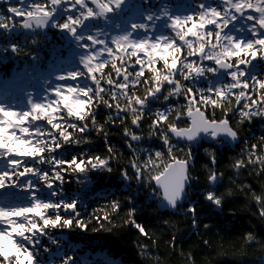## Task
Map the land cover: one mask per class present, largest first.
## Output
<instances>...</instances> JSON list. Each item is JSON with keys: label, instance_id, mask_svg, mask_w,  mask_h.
Wrapping results in <instances>:
<instances>
[{"label": "snow or ice", "instance_id": "6c2138e0", "mask_svg": "<svg viewBox=\"0 0 264 264\" xmlns=\"http://www.w3.org/2000/svg\"><path fill=\"white\" fill-rule=\"evenodd\" d=\"M20 4L10 5L7 16L0 14V30L8 36L27 30L37 37L31 41L36 44L50 26L61 35L70 34L80 55L56 81H45L42 95L34 97L29 91L26 105L0 101V187L9 184L21 190L0 200V264H50L44 238L55 244L53 229L87 230L97 223L99 228L93 231L101 230L114 224L125 209L127 223L147 237L145 224L136 216L148 197L157 210L178 212L198 229L199 200L192 192L199 177L193 173L196 153L205 142L234 147L245 140L230 165L234 176L228 183L241 179L240 172L257 163L255 172L264 176V143H248L240 134L244 124L257 121L264 133V0H199L183 16L165 6L159 17L148 10L144 22L123 29L117 25L112 32L107 30L110 14L123 8L125 0H33L30 5L29 0H20ZM11 14L21 18L18 24ZM160 18L163 27L155 23ZM241 20L245 24L237 28ZM0 50L18 54L21 45L10 39L0 44ZM30 55L35 59L37 54ZM202 77L206 86H201ZM100 112L108 113L104 122L97 119ZM113 125L121 129L117 134L132 153L119 168L123 185L119 192L129 194L112 192L111 199L105 198L89 213L78 198L65 196L63 181L66 174L112 171L111 163L118 159L109 141ZM92 131L104 136L107 155H91L88 149L72 154L69 145L90 143ZM258 139L264 141V135ZM202 151L209 161L204 168L210 190L201 194L222 209L233 188L217 194L225 182L223 172L216 170L218 148ZM133 181L136 192L130 188ZM141 188L146 190L143 200L137 195ZM239 188L251 190L247 183ZM251 202L264 220V187L260 194L252 191ZM246 238L256 242L251 232ZM61 264H73V258L64 255Z\"/></svg>", "mask_w": 264, "mask_h": 264}, {"label": "trees", "instance_id": "16d2710c", "mask_svg": "<svg viewBox=\"0 0 264 264\" xmlns=\"http://www.w3.org/2000/svg\"><path fill=\"white\" fill-rule=\"evenodd\" d=\"M154 1L148 0L147 2L151 4ZM35 2H40V0H35ZM10 5L22 6L11 4L9 0H0V14L9 15ZM129 12V8H121L111 15V19L121 21L129 15ZM11 15L14 20L20 19V17H15V14ZM18 36L21 37L0 35V44L6 45L11 39L21 45V51L18 54H13L11 51L5 53L0 50V81L13 78L17 84L25 79H27L26 82H30L28 79L32 78L37 71L59 70L62 64L68 61L73 65L77 63L68 55L70 50H76L73 41L68 46L66 39L68 36L71 37L70 34L61 35L59 30L49 26L46 37L38 39L39 44L31 43L37 37L28 31ZM52 38L55 43L51 48H47L45 43ZM63 44L64 47H62ZM40 46L42 54L39 59ZM26 52L29 55H25ZM31 52L37 54L35 59L30 55ZM34 88V85L28 86L27 91L32 92ZM6 97L5 94H1L0 101L6 99L7 102L9 100L16 102L19 100L15 94L9 99ZM22 104L24 106L27 102L22 101ZM107 115L106 112H100L97 119L104 122ZM119 123L117 121V125ZM120 131L121 129L115 125L108 129L109 141L118 156V159H114L111 163L113 174L106 170L91 169L87 175H65L63 181L65 196L78 198L82 202L83 209L89 213L104 204L105 198L111 199L112 192H119L122 188L109 184L119 175V168L125 166L132 157V153L128 154L125 149L124 139L117 134ZM87 143L92 145L85 146ZM248 143H264V141L258 138L253 140L250 137ZM69 148L72 154H75V151L83 152L88 149L91 155L101 157L107 155L104 136L97 135L95 131L91 132L90 143L85 141L79 145H69ZM239 153V148L234 151V149L224 147L216 166L218 172H223L225 181L217 187V194L229 187L233 188V193L225 199L221 212L216 211L201 194L202 190H210L209 185L204 187L197 185L199 182H207L205 177L208 172L205 168L202 171H194L193 175L199 177L193 182L192 192L193 198L199 200L197 208L200 215V227L198 229L193 227L190 219L178 212L157 210L154 202H148L152 199L148 197L143 201L144 206L136 216L137 221L145 224L149 233L147 237L139 233L133 224L127 223L126 209L121 211L114 224H105V228L101 230L93 231L94 228H99L97 223H91L87 230L76 227L53 229L51 234L56 243L53 244L47 240V237L44 238L49 248L47 258L50 264H61L64 255L72 257L73 264H107L109 260L117 261L119 264H264V242L261 239L264 238V220L257 214V205L251 202L253 190L257 194L261 193L264 187V176L255 172V169L259 167L257 163L253 167L242 170L241 179L235 180L233 184L228 183L229 178L234 176V170L230 165ZM180 155L182 156V153ZM196 159L209 163L203 156L197 155ZM0 167H3V160H0ZM129 173L131 174V169ZM107 176L110 177L107 178ZM243 183L250 185L251 190H241L239 185ZM130 188L132 192H136V186H130ZM145 191L141 188L137 193L142 200ZM10 193L21 194V190L6 184L0 187V200ZM119 194L127 196L129 193L122 191ZM165 220L168 221L167 225L164 223ZM205 224H210L212 227L205 229ZM250 232L255 234L256 242L247 240V234ZM173 237H175L174 244ZM142 247L145 249L143 253Z\"/></svg>", "mask_w": 264, "mask_h": 264}, {"label": "rangeland", "instance_id": "374dc122", "mask_svg": "<svg viewBox=\"0 0 264 264\" xmlns=\"http://www.w3.org/2000/svg\"><path fill=\"white\" fill-rule=\"evenodd\" d=\"M60 70L58 71V72H52L51 73V78L54 80V81H56L57 79H58V77H59V75H60ZM9 86V84H8V82L6 81L5 83H3L2 85H1V87L2 88H7ZM13 88H16V87H13ZM45 87H43V86H41L40 85V87H39V90H37L35 93H36V96H39V95H42V90L44 89ZM17 89V88H16ZM20 90L22 89V88H19Z\"/></svg>", "mask_w": 264, "mask_h": 264}, {"label": "flooded vegetation", "instance_id": "af4514ba", "mask_svg": "<svg viewBox=\"0 0 264 264\" xmlns=\"http://www.w3.org/2000/svg\"><path fill=\"white\" fill-rule=\"evenodd\" d=\"M158 66H160V65H158ZM200 83H201V86H206L207 85V79L202 77ZM141 91H142V89H141ZM233 103H234V98H233ZM228 106H231V105H228ZM237 121H238V119L235 118L234 122L237 123ZM248 131H249L248 126L244 124L243 129L241 131V134L248 133ZM204 162H206V161H204Z\"/></svg>", "mask_w": 264, "mask_h": 264}, {"label": "water", "instance_id": "95a60500", "mask_svg": "<svg viewBox=\"0 0 264 264\" xmlns=\"http://www.w3.org/2000/svg\"><path fill=\"white\" fill-rule=\"evenodd\" d=\"M163 211H168V210H165V209H162Z\"/></svg>", "mask_w": 264, "mask_h": 264}]
</instances>
